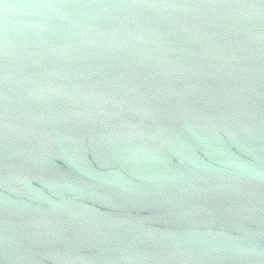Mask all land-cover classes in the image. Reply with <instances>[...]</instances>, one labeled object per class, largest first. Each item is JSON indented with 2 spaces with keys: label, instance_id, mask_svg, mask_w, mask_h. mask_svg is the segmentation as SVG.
<instances>
[{
  "label": "water",
  "instance_id": "obj_1",
  "mask_svg": "<svg viewBox=\"0 0 264 264\" xmlns=\"http://www.w3.org/2000/svg\"><path fill=\"white\" fill-rule=\"evenodd\" d=\"M0 264H264V0H0Z\"/></svg>",
  "mask_w": 264,
  "mask_h": 264
}]
</instances>
